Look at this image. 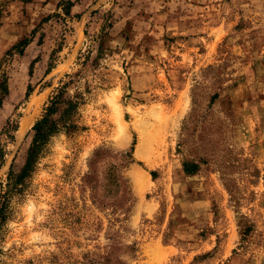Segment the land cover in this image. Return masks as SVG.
Returning a JSON list of instances; mask_svg holds the SVG:
<instances>
[{"label": "rangeland", "instance_id": "1", "mask_svg": "<svg viewBox=\"0 0 264 264\" xmlns=\"http://www.w3.org/2000/svg\"><path fill=\"white\" fill-rule=\"evenodd\" d=\"M57 1L0 0V58L49 15L0 61V182L49 96L76 102L7 198L0 264H264V0Z\"/></svg>", "mask_w": 264, "mask_h": 264}, {"label": "trees", "instance_id": "2", "mask_svg": "<svg viewBox=\"0 0 264 264\" xmlns=\"http://www.w3.org/2000/svg\"><path fill=\"white\" fill-rule=\"evenodd\" d=\"M22 2H29L30 0H21ZM76 0H58L56 3V9L60 10L54 12L53 15L59 17L60 12L68 16L69 9L73 5ZM1 13V7H0ZM49 17L46 15L42 17L39 22L33 27L29 34L21 37L17 41H15L12 45H10L2 54L1 59L5 58V56H10L12 53H16L18 55L22 54L24 47L31 41V38L36 30V28ZM30 62L28 66V74L31 72V64ZM64 85V83H63ZM62 87V86H61ZM58 87L56 92L49 96L47 102L45 103L41 115L35 119L30 126L29 130L31 131L30 141L26 148L25 157L23 163L18 172L13 173L11 167L9 166L8 171L6 172V177L4 183L0 182V222L4 219V207L7 203V198L11 191L17 190V186L21 184L23 179L29 175L32 171L33 166L41 153L42 147L46 143L47 139L58 132L59 130H67L69 127L68 119L72 114L75 108V101L64 100L62 98V89ZM29 90V86H27L25 95L27 96ZM7 93L6 86V75L4 73H0V96H4ZM64 104V106L59 110L60 106ZM58 112L57 117L54 115ZM18 126L17 119H12L7 117L5 119L4 125L2 126L0 132L4 134V136L9 140L13 141L14 132L16 131ZM5 154V150L3 145L0 143V166L3 163V157ZM183 171L185 173H193L196 168L194 164H183Z\"/></svg>", "mask_w": 264, "mask_h": 264}]
</instances>
